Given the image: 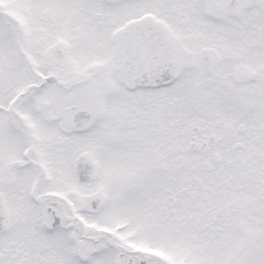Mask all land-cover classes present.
Instances as JSON below:
<instances>
[{
  "label": "snow or ice",
  "instance_id": "1",
  "mask_svg": "<svg viewBox=\"0 0 264 264\" xmlns=\"http://www.w3.org/2000/svg\"><path fill=\"white\" fill-rule=\"evenodd\" d=\"M0 264H264V0H0Z\"/></svg>",
  "mask_w": 264,
  "mask_h": 264
}]
</instances>
